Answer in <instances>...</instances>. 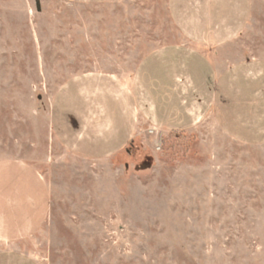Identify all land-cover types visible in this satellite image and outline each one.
I'll list each match as a JSON object with an SVG mask.
<instances>
[{"label": "rangeland", "instance_id": "rangeland-1", "mask_svg": "<svg viewBox=\"0 0 264 264\" xmlns=\"http://www.w3.org/2000/svg\"><path fill=\"white\" fill-rule=\"evenodd\" d=\"M172 5L0 0V162L32 164L48 182V221L18 245L40 264H264V132L239 141L213 118L166 132L143 125L97 159L56 137L55 97L68 81L131 73L185 39ZM250 8L244 48L264 59V0Z\"/></svg>", "mask_w": 264, "mask_h": 264}, {"label": "crops", "instance_id": "crops-1", "mask_svg": "<svg viewBox=\"0 0 264 264\" xmlns=\"http://www.w3.org/2000/svg\"><path fill=\"white\" fill-rule=\"evenodd\" d=\"M73 1L112 6L118 0ZM172 2L182 42L152 50L131 73L89 72L59 90L52 124L70 153L107 158L126 147L140 126L162 132L192 129L209 118L236 140L261 137L264 59L247 53L243 42L250 0ZM217 8L219 20L199 22L197 14ZM71 90L73 96L66 95ZM50 210L48 182L35 166L0 162V244L6 246L0 264H40L18 245L46 225Z\"/></svg>", "mask_w": 264, "mask_h": 264}]
</instances>
